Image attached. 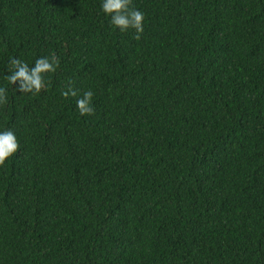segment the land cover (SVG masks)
<instances>
[{"label": "trees", "instance_id": "obj_1", "mask_svg": "<svg viewBox=\"0 0 264 264\" xmlns=\"http://www.w3.org/2000/svg\"><path fill=\"white\" fill-rule=\"evenodd\" d=\"M101 4L0 0V264H264V0H132L139 40Z\"/></svg>", "mask_w": 264, "mask_h": 264}, {"label": "clouds", "instance_id": "obj_2", "mask_svg": "<svg viewBox=\"0 0 264 264\" xmlns=\"http://www.w3.org/2000/svg\"><path fill=\"white\" fill-rule=\"evenodd\" d=\"M101 11L110 17V24L121 33L132 29L136 35L133 37L139 40L144 31V14L136 9L132 0H102ZM60 64V58L55 54L36 59L33 67L20 60L11 58L9 61L8 75L5 79L14 87V90L22 94L38 95L48 86L46 77L54 74ZM69 80L68 87L63 90L61 95L65 98L77 97L78 92ZM94 93L91 90L85 91L76 100V107L80 116H91L94 114L92 98ZM7 104V90L0 87V106ZM19 149V143L15 133L11 130L0 132V167L6 166V161L11 158Z\"/></svg>", "mask_w": 264, "mask_h": 264}]
</instances>
